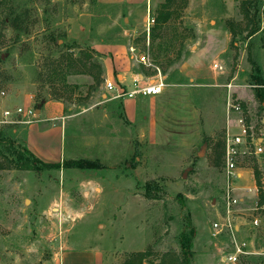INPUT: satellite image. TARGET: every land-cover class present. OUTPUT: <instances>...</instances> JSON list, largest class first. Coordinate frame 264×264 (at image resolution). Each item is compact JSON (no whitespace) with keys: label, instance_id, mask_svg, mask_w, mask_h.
<instances>
[{"label":"rangeland","instance_id":"rangeland-1","mask_svg":"<svg viewBox=\"0 0 264 264\" xmlns=\"http://www.w3.org/2000/svg\"><path fill=\"white\" fill-rule=\"evenodd\" d=\"M163 1L0 0V103L13 94L32 98L35 109L58 100L66 112H79L76 154L68 153V130L66 154L99 165L17 169L27 125L18 117L0 123V264H62L74 242L92 248L99 236L108 264L137 262V253L145 264H181L183 237L192 242L190 264H226L228 238L210 237V224L221 209L229 101H241L256 127L264 126L251 63L264 81V0L246 6L247 18L243 0H174L171 18L154 26ZM251 26L259 31L247 38ZM147 50L165 78V95L137 98L125 113L124 100L106 96L105 73L116 78L111 62L119 57L132 73L150 76L152 68L134 60ZM213 60L221 70H212ZM242 166V206H257L245 217L257 216L259 225L245 226L239 238L254 237L263 250L264 155ZM238 264H264V253Z\"/></svg>","mask_w":264,"mask_h":264},{"label":"built area","instance_id":"built-area-1","mask_svg":"<svg viewBox=\"0 0 264 264\" xmlns=\"http://www.w3.org/2000/svg\"><path fill=\"white\" fill-rule=\"evenodd\" d=\"M147 31V46L149 40V23ZM134 58V57H133ZM134 60L146 67L152 68L151 77L138 78L137 76L126 87L117 86L113 80L104 79L103 89L106 93H114V98L133 99L138 97H150L158 95L165 88V78L159 68L150 62L148 50L142 55H138ZM212 70H221L222 65L218 60L211 63ZM4 96V92H0ZM12 117H18L22 120L20 123L31 124L36 117L34 107H16L14 109H5L2 111L0 123H15L16 121H7ZM264 124V118L260 120ZM225 131L222 141V158L224 170V186L222 191L221 209L216 213V217L210 224V237L226 236L228 238L231 251L223 253L222 258L226 264H238L239 257L264 253V249L251 247V239L255 243L254 237L239 238L238 226L248 224L252 227L259 225V218L253 214L249 215L248 220L245 216L246 210H257L243 207L244 197L239 193L237 181L244 176L243 162L247 157L264 155V126L256 127L253 123L252 115L249 110L243 107L241 101H229L228 115L225 125ZM256 189V186H254Z\"/></svg>","mask_w":264,"mask_h":264},{"label":"crops","instance_id":"crops-1","mask_svg":"<svg viewBox=\"0 0 264 264\" xmlns=\"http://www.w3.org/2000/svg\"><path fill=\"white\" fill-rule=\"evenodd\" d=\"M140 1L144 0H99V2L104 4H136ZM227 50V47L222 49L220 52L216 53L212 57H210V61L215 57L219 56L221 53L225 52ZM214 61V60H213ZM212 61V62H213ZM126 62V61H125ZM124 62V63H125ZM105 65H107V61L104 62ZM113 65L115 66V69L118 70V74H116V78H113L112 72L106 71L105 77L107 80H113L117 86L121 87H129L130 83L134 80V78L137 76L138 78H147L151 77L146 76L143 73H132L130 70L131 65L130 62L128 63H121V60L118 58H115L114 61H112ZM106 93V92H105ZM110 94V95H109ZM103 98H105L107 95L112 98L111 100H118L122 99L124 100V107H125V113L128 112L129 107L131 108L132 102L135 101L137 98L133 99H127V98H116L114 99V93H106V96L101 94ZM158 95H165L164 89L162 92ZM155 95V96H158ZM244 96V95H242ZM7 98L3 99L2 103H0V110H1V116L2 117V111L5 109H12L15 107V102L17 100V107H20L19 105V99L23 98L22 104H26L28 107H33L34 101L32 98L28 97H17L13 94H10L6 96ZM153 97V96H150ZM140 98V97H138ZM247 102V101H246ZM20 103V104H21ZM40 108L35 109V120L31 124H25L27 125L25 129V147L26 149L31 152L35 157L40 159L41 161L45 163H62L64 160H73L76 158H71L72 155L76 154V146L75 140H77V137L75 136L74 130H76V127L79 126V122L77 121L79 112L73 113L71 111V108L68 107L67 112L64 109V104L58 100H52V101H46L40 103ZM38 111V113L36 112ZM85 110H83L84 112ZM106 116V114L104 113ZM70 126L73 127L70 128ZM67 130L69 131V138L73 141L72 146L69 149L70 153L69 155L66 154L65 151V139L67 137ZM54 139H58V144H53L52 141ZM78 154V153H77ZM74 157V156H73ZM244 174L246 173L245 170L243 171ZM245 226H248V224H240L238 226V234L239 236L243 232ZM249 240L252 237H248ZM81 239V238H80ZM77 241V240H76ZM256 241L253 243V240L251 239V247L256 246ZM83 245H79L78 241L74 242L72 246L69 247V250L64 253L63 255V263L62 264H108L109 258L107 256V249L105 245V239L104 236H99V243H97L92 248H88L86 246L82 247ZM106 246V247H105ZM111 259V258H110Z\"/></svg>","mask_w":264,"mask_h":264},{"label":"trees","instance_id":"trees-1","mask_svg":"<svg viewBox=\"0 0 264 264\" xmlns=\"http://www.w3.org/2000/svg\"><path fill=\"white\" fill-rule=\"evenodd\" d=\"M255 1V2H254ZM257 1L260 0H243V6L245 8V16L246 18L249 16L248 15V8L246 6L251 5L253 3H256ZM174 0H164L163 3L160 5L159 9L157 10V15L154 18V26H159L164 23H166L172 16V3ZM231 24V23H230ZM155 28V27H154ZM229 32L232 35V43H234L235 39V32L233 28H229ZM247 29V28H246ZM259 31V26H251L246 37H252V35H255ZM85 56L87 60L89 61L91 56L89 53L85 52ZM252 66H253V75H252V84H254V93L255 97L260 101L261 104L264 105V81L263 77L260 73V69L258 65L251 60ZM90 64V63H89ZM93 66H95L93 63H91ZM84 66L83 68H85ZM100 68V66H99ZM56 70V69H55ZM56 72V71H55ZM76 72H83V70H79ZM100 77H96L97 85L100 83ZM40 103L37 104L36 108H40ZM17 160H16V167L17 169H24V170H36V171H43V170H59L61 168H67V169H79V170H90V169H97L99 168V165L95 161H90L86 159H71V160H64L62 163H45L35 157L31 152H29L26 148L22 149L20 152H17ZM255 177L257 180V183L260 184V172L255 169ZM147 189V187H146ZM261 198L263 196L261 195ZM262 203V202H261ZM181 243V249H182V254L183 258L180 259L181 264H190L189 258L192 255V242L191 240L185 239ZM171 256L172 260H175L178 262V258L175 255H168V257ZM135 258H137V262L132 261L130 259L126 260L124 264H145L142 261L143 258V253H137L134 255ZM162 263V262H161Z\"/></svg>","mask_w":264,"mask_h":264},{"label":"water","instance_id":"water-1","mask_svg":"<svg viewBox=\"0 0 264 264\" xmlns=\"http://www.w3.org/2000/svg\"><path fill=\"white\" fill-rule=\"evenodd\" d=\"M37 113H38V111H36ZM28 201H26V203H27Z\"/></svg>","mask_w":264,"mask_h":264}]
</instances>
